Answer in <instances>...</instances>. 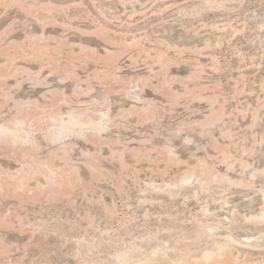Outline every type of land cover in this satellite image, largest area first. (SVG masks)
Here are the masks:
<instances>
[{
  "label": "rangeland",
  "instance_id": "1",
  "mask_svg": "<svg viewBox=\"0 0 264 264\" xmlns=\"http://www.w3.org/2000/svg\"><path fill=\"white\" fill-rule=\"evenodd\" d=\"M0 133V264H264V0H0Z\"/></svg>",
  "mask_w": 264,
  "mask_h": 264
},
{
  "label": "bare ground",
  "instance_id": "2",
  "mask_svg": "<svg viewBox=\"0 0 264 264\" xmlns=\"http://www.w3.org/2000/svg\"><path fill=\"white\" fill-rule=\"evenodd\" d=\"M104 36V35H103ZM99 37V36H98ZM126 44V43H125ZM130 44V43H129ZM123 45V44H122ZM137 46V45H136ZM86 47V46H85ZM91 49V48H90ZM108 50V49H107ZM93 51V50H92ZM82 52V51H81ZM108 52V51H107ZM85 53V52H84ZM83 53V54H84ZM114 56V55H113ZM110 57H112V56H110ZM113 58V57H112ZM160 59V58H159ZM112 60V59H111ZM163 60V59H162ZM57 61V60H56ZM98 61V60H97ZM110 61V60H109ZM158 61V60H157ZM161 61V60H160ZM159 61V62H160ZM114 62V61H113ZM116 65V64H115ZM68 67V66H67ZM67 69V68H66ZM67 71V70H66ZM19 72V71H18ZM70 72V71H69ZM115 78V77H114ZM133 82V81H132ZM43 83V82H42ZM144 83V82H143ZM133 84V83H132ZM84 90V89H83ZM76 92V91H75ZM52 93H54L53 91H52ZM56 93H58L57 91H56ZM134 94H136L135 92H134ZM56 95V94H55ZM55 95H53V96H55ZM79 95V94H78ZM85 95V94H84ZM58 96V94L55 96V97H57ZM72 96V95H71ZM138 96V95H137ZM59 97V96H58ZM62 97H64L63 95H62ZM58 101V100H57ZM56 102V101H55ZM55 102H53V103H55ZM30 103V102H29ZM109 103V102H108ZM34 106V105H33ZM32 106V107H33ZM77 106V105H76ZM16 107V110H15V113L13 114V116L11 117V119H10V121H9V124L7 125V123H6V125L4 126V127H7V128H10V126H13V128H11V131H9V130H6L5 128L3 129V130H1V131H3V133L5 134L6 133V137H8L9 138V136L10 137H12V139L14 140V137H16V139H19L18 137L20 136V138L21 137H27V135L29 134V132L33 129L32 128V125H31V123H30V121L31 120H29L28 119V116L29 117H31V116H33V115H27V111H29V110H37V111H39V109L40 108H33V109H29L30 108V106H29V104H28V102L27 103H22V104H18V105H16L15 106ZM31 107V108H32ZM29 109V110H28ZM41 109H42V107H41ZM40 109V110H41ZM45 109V108H44ZM36 110H35V112H36ZM56 110V109H55ZM73 110V109H72ZM42 111V110H41ZM53 111V110H52ZM29 112H31V111H29ZM28 112V113H29ZM36 113H38V112H36ZM41 112H39L38 114H40ZM86 113H88V112H86ZM43 115H45V111H44V113H42ZM73 114H75L74 113V111H73V113H72V115ZM85 114V113H84ZM93 114V113H92ZM149 114V113H148ZM37 114H35V116H36ZM76 115V114H75ZM88 115V114H87ZM55 116V115H54ZM80 116V115H79ZM40 117H42V115L40 116ZM39 117V118H40ZM44 117V116H43ZM74 117H76V116H71V118H74ZM77 117H78V115H77ZM83 117H86L85 115H83ZM83 117H80V118H83ZM35 118V117H34ZM37 118V117H36ZM79 118V119H80ZM9 119V118H8ZM42 119V118H41ZM59 119H61V118H57V117H54L53 119H52V121H53V123L56 125V127H57V129H58V126L60 125V124H62V123H60L61 122V120H59ZM36 120V119H35ZM40 120V119H39ZM70 120V119H69ZM71 120H73V119H71ZM70 120V122H74V121H71ZM36 121H38V120H36ZM42 121V120H41ZM41 121H40V124H43V123H41ZM63 121V120H62ZM84 121V120H83ZM6 122V121H5ZM32 122V121H31ZM34 123V122H33ZM38 123V122H37ZM5 124V123H4ZM40 124H39V126H40ZM53 124V125H54ZM44 125V124H43ZM63 125V124H62ZM38 126V125H37ZM39 126L37 127V129L39 128ZM34 127H35V125H34ZM63 127V126H62ZM62 127L60 126V131H61V129H62ZM2 129V128H1ZM59 131V132H60ZM32 132H35V131H32ZM62 132V131H61ZM91 132V131H90ZM3 133H0V134H2L3 135ZM7 133H9L10 135L9 136H7ZM84 132H82V134H83ZM92 133V132H91ZM90 133V134H91ZM70 134V133H69ZM86 134V133H85ZM88 134V133H87ZM1 135V138L3 139V136ZM94 135V134H93ZM29 136H30V134H29ZM69 136V135H68ZM33 137V136H32ZM8 138L6 139L7 140V143L9 142V140H11V142H12V139H9L8 140ZM22 139V138H21ZM33 140H34V138H32ZM1 140V139H0ZM24 140H25V138H24ZM2 141V140H1ZM29 141H31V139L29 140ZM1 144H2V142H0ZM4 144H5V141L3 142ZM14 143V142H13ZM15 143H18V141L17 142H15ZM23 143H26V142H24L23 141ZM4 144H2V146H4ZM8 144H10V143H8ZM19 144H21V143H19ZM8 146V145H7ZM6 146V147H7ZM11 145H9V148H11L12 149V147L13 146H11ZM21 146H22V144H21ZM75 146V145H74ZM15 147V146H14ZM19 147H20V145H18L17 146V148L19 149ZM7 149V148H6ZM21 149V148H20ZM23 149V148H22ZM8 150H10V149H8ZM13 150V149H12ZM17 150V149H16ZM26 150V149H25ZM38 150V149H37ZM65 150V149H64ZM14 151V150H13ZM22 151V150H21ZM72 151V150H71ZM19 152H20V150H19ZM23 152H25V151H23ZM22 152V153H23ZM66 152V151H65ZM15 153H17V151L15 152ZM68 153V152H67ZM71 153V152H70ZM25 154V153H24ZM69 154V153H68ZM120 154V153H119ZM21 155V154H20ZM54 155V154H53ZM19 156V155H18ZM30 156V155H29ZM24 157V156H23ZM31 157H32V155H31ZM34 157V156H33ZM38 157V156H37ZM62 157V156H61ZM61 157H60V159H61ZM66 157V156H65ZM118 157V156H117ZM21 158V157H20ZM49 158V157H48ZM56 159H57V157H55ZM70 158V157H69ZM25 159V158H24ZM24 159H23V162H25L23 165L22 164H20V166H21V168L19 167L14 173L12 172V173H9L6 169H4L3 167L1 168L0 167V190L2 189V191H3V189L4 188H7V187H4L3 188V185L5 186V184H6V186L8 185V187L9 188H13V189H15L16 190V192H17V190L18 191H20L21 193L22 192H25V190H26V187H30L29 186V182H31L30 180L32 179V177L34 176V175H37L39 178L42 176V178L44 179V181H45V183H46V185H47V187H49V186H54L55 185V183L57 182V180H58V178L60 177V174L58 173V171H59V168H57L56 166V169H55V167H53V166H51L50 164L51 163H47L48 161H46V162H42L41 160V162H37V160H36V162H35V159H33V158H29V159H32L31 161H29L28 162V160H26L25 159V161H24ZM39 159V158H38ZM59 159V158H58ZM67 159V158H66ZM18 160V159H17ZM22 160V159H21ZM39 161V160H38ZM56 161V160H55ZM58 161H60V160H58ZM64 161V160H63ZM71 161V160H70ZM120 161V160H119ZM22 162V163H23ZM65 162V161H64ZM63 163V162H62ZM65 163H67V161L65 162ZM64 163V164H65ZM1 166V165H0ZM206 168V167H205ZM5 171H4V170ZM58 169V170H57ZM63 169H64V167H63ZM202 172H204V171H202ZM66 174V173H65ZM64 174V175H65ZM40 175V176H39ZM68 176V175H67ZM213 176V175H212ZM259 176H261V175H259ZM35 177V176H34ZM217 177V176H216ZM197 179V176L196 175H194V173L192 174V175H190V176H188L187 178H185L184 180L185 181H183L184 183H186V182H190V181H192V180H196ZM64 181V180H63ZM182 182V181H181ZM38 184H41V183H38ZM13 186V187H11V186ZM60 185V184H59ZM78 185V184H77ZM61 186V185H60ZM37 187H39V186H37ZM47 187H44L45 189L47 188ZM51 187V188H52ZM55 188V187H54ZM38 189V188H37ZM40 190H41V187H40ZM12 191V189H10V191L9 192H11ZM30 191H33L32 189H30ZM35 191H38V190H35ZM43 191V190H42ZM45 191V190H44ZM41 192V191H40ZM39 192V193H40ZM4 193V192H3ZM12 193V192H11ZM18 193V192H17ZM14 194V193H13ZM27 194H28V192H27ZM3 195H5V194H3ZM9 195H11V194H9ZM31 195V194H30ZM21 196V195H20ZM31 197H32V195H31ZM1 226H2V224H1ZM247 241V243H248V246H253V245H255L254 244V242H250L249 241V239L248 240H246ZM245 244V243H244ZM161 248V247H160ZM229 248H231V245H230V242L228 241V242H225V243H223V244H218L217 243V245H213L210 249H203L201 252H199L198 254L199 255H196V257L194 258V259H192V258H189L190 259V262L189 263H186V264H235V262H234V260H233V258H232V256H231V253H230V251H231V249L229 250ZM128 250V249H127ZM129 251V250H128ZM166 251H168V249L167 248H163V249H161V251L160 252H155L153 255H150L149 254V256L147 257L146 256V258H143L142 257V259L140 258V259H138V260H134V262H133V264H152L153 263V261L158 257V255H160V254H162V253H164V252H166ZM130 252V251H129ZM126 253V252H125ZM124 253V254H125ZM128 253V252H127ZM126 253V254H127ZM133 254V253H132ZM129 255V254H128ZM128 255H126V256H128ZM164 255V254H163ZM124 255H120V257H119V255H118V257H119V260L120 259H122V257H123ZM195 256V255H194ZM117 258V257H116ZM192 259V260H191ZM125 260V259H124ZM189 261V260H188ZM237 261V260H236ZM118 262V261H117ZM237 263V262H236Z\"/></svg>",
  "mask_w": 264,
  "mask_h": 264
}]
</instances>
